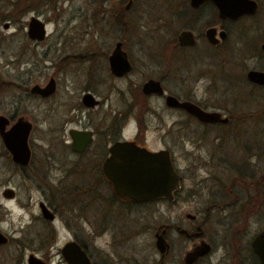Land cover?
<instances>
[{"label":"flooded vegetation","instance_id":"af4514ba","mask_svg":"<svg viewBox=\"0 0 264 264\" xmlns=\"http://www.w3.org/2000/svg\"><path fill=\"white\" fill-rule=\"evenodd\" d=\"M127 2L122 6L124 9L128 8L131 0L126 6ZM174 2L169 9L161 8V13H157L156 17L162 20L165 16L190 20L201 18L203 26L199 30L185 25L178 29L170 45L162 46L157 54L151 55L157 57L156 63L138 71L142 72V76L140 74L137 83L131 82L129 78L138 68L134 65L133 57L123 48L125 36L115 39L107 53L100 50L91 52L102 53L105 65L103 60L88 62L81 94L77 101L65 105L63 123L69 125L65 136L62 135L55 142L58 150L70 156L65 162L63 159V162L54 160L52 146H47L42 152L43 156L36 159L29 144L32 124L28 118L24 114L10 118L0 113L8 118L5 129L19 116L30 122L27 162L21 164L13 161L1 138L3 148L0 153L7 156L22 182L26 184V180H29L30 190L39 194L37 199L30 200L31 195L27 193L26 200L20 201V204L25 208H35L36 213L32 218L42 223L43 231L34 232L32 238L38 240L40 250H44L41 248L44 244L51 245L57 229L61 228L67 234L57 247L64 264L69 262L64 258L61 246L68 241H75L92 264H260L251 240L264 225L250 232L246 216L252 214L249 212L254 206L257 207L254 203L260 200L252 195L240 206V177L251 175L240 172V109L209 108L201 100L204 94L220 98L224 96L225 92L214 93L217 81L230 84L239 81L240 21L255 15L258 2L254 13L233 17L219 16L212 0H201L196 5L190 4V0ZM167 12L170 14H164ZM209 26H216L210 38L206 35ZM181 30L191 32L192 43H180L178 35ZM199 37L205 39L210 49L205 55L197 54L199 48L195 50L197 58L207 55L205 68L194 72V90L192 88V91L183 94L174 93L167 88L166 79L190 73L188 67L180 65L185 64L187 56L182 55L181 61L179 53L184 48L195 47ZM118 40L129 62V68L120 74L112 72L108 64V55ZM262 43L264 37H260L259 43V48L264 50ZM213 54H217L216 60ZM93 58L99 59L98 55ZM250 68L253 67L245 70V77ZM50 76L54 79L53 73L48 78ZM148 79L156 80L161 91H143L142 85ZM121 80L126 81L124 86L118 84ZM247 80L256 86H264V83ZM101 81L106 82V86L105 92L100 94L94 91L93 84ZM30 86L29 93L45 98L54 93L55 79L54 90L48 95L30 92ZM85 92L91 94L93 103L83 100ZM125 93H128V100L122 108L112 105L113 95H121V99ZM166 95L190 101L203 110L217 111L220 118L226 119L200 120L181 107L168 105L165 102ZM164 110L168 111L166 116ZM93 111L95 113L91 115ZM190 122L195 123L199 132L185 139L182 132L189 127ZM150 132L156 135L150 137ZM123 141H128L123 144L130 143L152 152L161 149L168 151L171 164L179 177L178 185L169 197L159 194L152 198L133 199L116 192L113 181L118 172L122 175L120 179H124L123 162L131 155L128 149L123 148L124 145H119L118 142ZM227 143L232 148L230 153L224 148ZM262 147L264 151V139ZM6 187L12 189L10 196L3 194ZM255 192L262 194L264 190ZM0 194L5 200L16 197V191L8 185L2 187ZM42 207L48 210L50 217L43 214ZM148 207L159 212L167 208L172 215L162 218L155 226L141 221L133 229L130 214L134 210L143 211ZM240 208L247 211H240ZM74 228L77 230L74 231ZM1 232L7 240L0 245L12 239L20 242V238H12L8 233ZM148 232L151 233V242L141 240V243L145 248L151 245L155 250L154 255L150 259L144 255L138 260L134 255L133 240ZM156 233L162 239L159 247L155 246ZM29 254L50 264V249L44 250L42 254L28 253L26 264H29Z\"/></svg>","mask_w":264,"mask_h":264},{"label":"rangeland","instance_id":"374dc122","mask_svg":"<svg viewBox=\"0 0 264 264\" xmlns=\"http://www.w3.org/2000/svg\"><path fill=\"white\" fill-rule=\"evenodd\" d=\"M14 1L0 0V113L10 118L24 114L28 118L32 124L29 144L36 159L43 156L42 152L47 146L53 147L51 150L55 155L54 160L65 162L70 158L68 154L57 149L55 142H58L62 135L65 136L69 125L63 123L65 105L77 101L81 94L85 84L84 70L88 62L103 60L105 65V58L101 56L103 54H93L92 51L107 53L115 39L125 36L123 48L133 57L134 65L138 68L129 78L131 82L137 83L140 81V74L142 76V72L138 71L156 63L157 57L151 55L157 54L162 46L170 45L178 29L185 25L199 30L203 26L201 18L190 20L165 16L162 20L156 17L157 13H161V8L169 9L174 1L179 0H131L127 9L122 7L126 0H36L35 4L31 3L29 7L22 9H19L20 6L27 4L28 0H18L17 9H13L14 17L3 16V12L10 9ZM256 1L258 10L255 15L240 21L242 36L239 81L231 84L217 81L214 93L225 92L224 96L220 98L204 94L201 99L209 108L240 109V172L251 174L245 176L244 180L258 178L264 174V86L252 84L244 74L249 67L264 69V50L259 48L260 37H264V0ZM164 14L168 15L170 12ZM30 15L37 16L45 24V36L42 40L32 41L26 36L25 27ZM4 21L9 23L6 28L2 27ZM207 45L205 39L199 37L195 47L180 51L181 61L182 55L187 56L184 59L185 64L180 65L188 67L191 71L188 75L167 78V88L179 94L190 92L192 88L194 90V72L204 69L208 60L207 55L197 58L195 50L199 48L197 54L205 55L210 52ZM95 55H98L99 59L93 58ZM212 56L217 59V54ZM196 58L197 63L194 64ZM52 73L55 79L53 94L40 98L29 93L28 87L31 84L45 83ZM125 82L121 80L118 84L124 86ZM93 85L96 93L105 92L106 82L101 81ZM119 96L113 95L111 103L117 108H122L128 100V93L121 99ZM94 113L93 111L91 115ZM167 114L168 111L164 110V115ZM198 132L199 128L190 122L182 136L190 139ZM155 135L150 132V137ZM2 148L0 141V150ZM224 148L229 153L232 150L228 143ZM4 185L12 187L16 191V197L5 200L0 194V230L12 238H20V242L12 239L7 244L0 245V264H26L28 253L42 254L44 250L49 249L50 264H64L57 247L67 234L61 228L57 229L51 245L44 244L41 247L44 250H40L38 240L32 238L34 232L43 231L42 223L32 218L36 213L35 208H25L20 204V201L26 200L27 193L31 195L30 200L37 199L39 194L30 190L29 180H26V184L22 182L7 156L0 153V191ZM259 185L260 189L264 190V179ZM255 191V188L240 183V206L245 203L244 200L249 199L250 194H256L260 200L254 203L257 207L254 206L249 212L252 214L246 215L250 232L264 225V193ZM242 210L247 211L240 208V211ZM169 215H172V212L167 208L163 212L152 207L143 211L134 210L130 214L132 228L141 221L155 226L158 221L168 218ZM241 215L240 212L242 218ZM76 230L74 228V231ZM141 240L151 242V233L134 238V255L138 260L144 255L150 259L155 250L151 245L143 247Z\"/></svg>","mask_w":264,"mask_h":264},{"label":"water","instance_id":"95a60500","mask_svg":"<svg viewBox=\"0 0 264 264\" xmlns=\"http://www.w3.org/2000/svg\"><path fill=\"white\" fill-rule=\"evenodd\" d=\"M201 0H190V4L196 5ZM217 8L218 15L233 17L243 13H254L257 8L255 0H212ZM130 0L126 3L129 4ZM9 25L8 21L2 22V27L6 28ZM44 22L35 15H30L25 27L26 36L30 39L41 40L45 35ZM216 26L206 28V35L210 38L214 34ZM220 35L222 34L219 32ZM178 39L180 43H192L193 38L189 30H181ZM121 41H116L110 54L108 55V64L112 72L120 74L129 68V62L126 58L124 50L121 49ZM264 47V43L261 44ZM246 77L250 81L256 83H264V70L250 68L246 71ZM154 89L160 92V88L156 80L148 79L142 85L143 91ZM30 92L40 95H48L54 90V79L50 76L43 84L33 83ZM91 94L85 92L83 100L87 103H93ZM91 100V101H90ZM165 102L168 105L181 107L187 112L193 114L198 119L203 121H212L216 119L225 120V117L219 116L217 111L203 110L196 104L187 100H178L171 95H166ZM8 123V118L0 114V138L9 152L10 158L18 163L24 164L29 157V149L27 144V136L30 130V122L22 116L11 123L8 128H4ZM128 141L118 142L119 145H124L123 148L128 149L131 155L127 156L123 162L124 179H120L122 175H117L114 182L116 192L120 195L125 194L133 199L152 198L159 194L170 196L171 191L178 185L179 177L174 171L170 161V156L167 150L148 151L144 148H138L132 144H123ZM119 162V160H117ZM3 194L10 196L12 189L4 188ZM42 212L46 216H51L45 207H42ZM155 246L159 247L162 242L161 236L156 233ZM7 237L0 231V243L6 242ZM251 246L254 252L257 253L260 264H264V228L258 231L251 240ZM61 252L69 264H92L84 251L75 241L65 242L61 246ZM29 264H46L39 257L29 254Z\"/></svg>","mask_w":264,"mask_h":264},{"label":"trees","instance_id":"16d2710c","mask_svg":"<svg viewBox=\"0 0 264 264\" xmlns=\"http://www.w3.org/2000/svg\"><path fill=\"white\" fill-rule=\"evenodd\" d=\"M34 1L36 0H28V3L27 4H23L20 6L19 9H22L24 7H29V5L32 3V4H35ZM18 0H15L14 3L11 4V7L10 9L6 10L5 12H3V16L7 17V18H13V9L18 7ZM16 4V5H15ZM17 6V7H16ZM245 177H240V183H244L247 187H252L253 189L255 188L256 190H259L260 189V185L259 183L264 179V174H261L258 178H249V179H246L244 180ZM252 195H254V197H256V194H250L249 198L252 197Z\"/></svg>","mask_w":264,"mask_h":264}]
</instances>
